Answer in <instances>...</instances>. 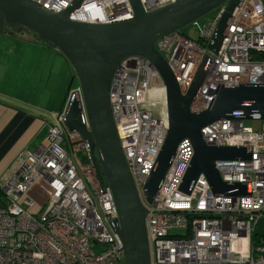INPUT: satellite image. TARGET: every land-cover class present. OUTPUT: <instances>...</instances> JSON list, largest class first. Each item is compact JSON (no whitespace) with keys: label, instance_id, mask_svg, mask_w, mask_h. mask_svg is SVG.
Here are the masks:
<instances>
[{"label":"built area","instance_id":"built-area-1","mask_svg":"<svg viewBox=\"0 0 264 264\" xmlns=\"http://www.w3.org/2000/svg\"><path fill=\"white\" fill-rule=\"evenodd\" d=\"M29 1L54 14L69 9L74 2ZM140 2L146 12H152L175 0ZM222 12L223 8L217 11L209 24H193L197 41L182 32L157 41V49L184 95L205 57L211 55L213 61L192 106L196 114L207 110L222 88L264 86V0H243L214 55L208 46ZM71 19L110 25L133 20L134 12L131 0H85ZM153 90L161 93L165 103L156 112L147 108ZM71 98L84 105L80 88H72L56 124L50 127L48 144L20 153L0 177V264H125L122 243L112 230L118 220L113 192L108 185L99 187L80 135L64 126ZM150 105L156 107V103ZM111 106L126 161L148 210L152 264H264V235L257 233L264 217V120L247 121L246 112L241 111L237 119L220 120L202 130L209 145L250 152L247 162L216 163L222 181L248 185L249 196L215 195L204 174L198 177L191 194L182 192L195 154L192 142L186 139L179 144L150 205L145 187L169 126L163 79L148 60L134 57L120 65L112 83ZM247 122H262V127H250ZM65 141L76 162L63 147ZM82 152L88 159L85 164L78 157ZM36 182L48 200L39 214L33 215L35 204L26 195ZM173 230L181 232L171 234ZM101 247L106 249L95 251Z\"/></svg>","mask_w":264,"mask_h":264},{"label":"water","instance_id":"water-1","mask_svg":"<svg viewBox=\"0 0 264 264\" xmlns=\"http://www.w3.org/2000/svg\"><path fill=\"white\" fill-rule=\"evenodd\" d=\"M84 1L74 0L69 9L54 14L29 0H0V35L5 28L33 33L69 62L84 105L73 98L68 101L64 126L70 133L80 135L99 187L104 189L108 185L113 192L118 220L112 230L122 243L125 264H152L146 225L148 210L126 161L112 113L114 76L125 60L139 57L148 60L163 79L169 128L145 187L148 204L153 203L179 144L186 139L192 142L195 154L182 192L191 194L198 177L204 174L215 195L249 196L248 185L224 183L216 163L247 162L251 160L250 152L243 148L209 145L204 141L202 130L220 120L237 119L241 111L246 112L247 121L264 120V86L222 88L210 107L196 114L192 106L213 61L211 55L205 57L190 90L184 95L156 46L161 38L182 32L223 8L208 46V51L216 55L243 0H175L152 12H146L140 0H131L134 19L110 25L73 21L71 16Z\"/></svg>","mask_w":264,"mask_h":264},{"label":"crops","instance_id":"crops-1","mask_svg":"<svg viewBox=\"0 0 264 264\" xmlns=\"http://www.w3.org/2000/svg\"><path fill=\"white\" fill-rule=\"evenodd\" d=\"M42 51L44 54L39 57V63H33L30 71L28 67L27 73L32 76L31 81L26 82L29 100L21 96L23 80L18 72L8 70L0 80V177L13 165L20 153L34 152L41 145L48 144L49 129L56 124L69 90L75 85L73 70L70 68L69 71L66 69L54 71V67L50 64V55ZM60 63L61 61H58V64ZM19 67L23 68V65ZM24 76L26 80L28 75L25 73ZM68 77L71 79L70 83H66ZM55 78L59 83L56 82L52 87ZM43 79H49L48 84L51 88L48 85L44 88ZM37 98L42 103L46 99L47 105L36 103Z\"/></svg>","mask_w":264,"mask_h":264},{"label":"rangeland","instance_id":"rangeland-1","mask_svg":"<svg viewBox=\"0 0 264 264\" xmlns=\"http://www.w3.org/2000/svg\"><path fill=\"white\" fill-rule=\"evenodd\" d=\"M215 16H216V13H213L209 15L208 17L204 18L203 20L199 21V23L201 25L209 24L215 18ZM182 33L184 35L189 36L193 40H196V41L198 40L199 36L197 33V29L193 25L183 29ZM42 50L46 51V53L50 55V64L52 67H54V71L58 69H60V71H62V69H66L69 71V69L71 68L69 62L63 57L61 53H59L57 50L49 46L48 43L42 40L39 36L33 33H29V32L28 33L18 32V31H13V30H8V29H4V33L0 35V80L4 78V72L8 70L18 72L23 80V83L21 82V90L23 89V94L21 96L24 97L25 100H29V96H30L27 93L28 90L26 87V82H29L32 79V76H30L27 73L28 67L30 68L29 69L30 71L33 68V65L35 64V62L39 63V57L42 54H44ZM58 61H61V63L58 64ZM21 64L23 65V68L19 67ZM24 71L28 75L26 80L24 76L25 74ZM41 71H43V68H41ZM22 73H23V76H22ZM42 75L43 74L41 72V76ZM48 80L47 79L42 80V82H44V88L45 86L47 87V85L49 86V88H51V86L48 84ZM70 81L71 79L70 77H68V80L66 81V83L67 82L70 83ZM56 82H58V80L55 78L52 81V87L56 85ZM74 82H75V85L72 88L77 87L78 85L77 79H75ZM4 84H6V81L4 82ZM0 86H1V83H0ZM49 88L48 90H50ZM160 94L161 93H159L157 90H153L151 92L150 98H149L150 104L156 103V107L152 108V106L148 104L147 105L148 109H152L156 112L162 108V105L164 106L165 104L164 99L160 97ZM35 100H36L35 101L36 103L41 102L43 106L47 105L48 103L46 99L43 100V103L42 101L39 100V98ZM246 125L260 129L262 127V122H247ZM63 147L68 151L69 157H72L75 161L74 152L70 144L68 143V141H65L63 143ZM78 157L80 161H82L85 164L83 152L79 153ZM85 182L90 188L88 179H86ZM26 197L30 198L35 204V207L31 212L33 215L39 214V212L46 206L47 200H48L47 197L39 191L38 182L34 183L30 187L29 191L27 192ZM23 198L24 197H22L21 201L23 200ZM180 232H181L180 230H173L171 234H179ZM183 233L184 231H182V234ZM257 233L260 235H264V217L259 221V224L257 227ZM105 249L106 247L95 248V251L101 252V251H104Z\"/></svg>","mask_w":264,"mask_h":264},{"label":"trees","instance_id":"trees-1","mask_svg":"<svg viewBox=\"0 0 264 264\" xmlns=\"http://www.w3.org/2000/svg\"><path fill=\"white\" fill-rule=\"evenodd\" d=\"M5 29H8V28H5ZM10 30V29H8ZM72 89V87L70 88V90ZM67 100V99H66ZM84 161H88L87 157L84 156Z\"/></svg>","mask_w":264,"mask_h":264}]
</instances>
